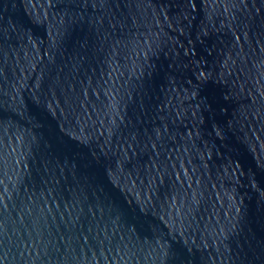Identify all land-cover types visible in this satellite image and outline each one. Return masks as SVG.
<instances>
[{"label": "water", "instance_id": "water-1", "mask_svg": "<svg viewBox=\"0 0 264 264\" xmlns=\"http://www.w3.org/2000/svg\"><path fill=\"white\" fill-rule=\"evenodd\" d=\"M0 264H264V0H0Z\"/></svg>", "mask_w": 264, "mask_h": 264}]
</instances>
